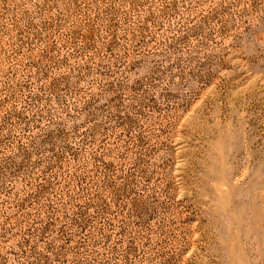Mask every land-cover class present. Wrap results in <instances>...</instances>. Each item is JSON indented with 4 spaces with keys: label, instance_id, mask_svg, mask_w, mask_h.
Listing matches in <instances>:
<instances>
[{
    "label": "rangeland",
    "instance_id": "1",
    "mask_svg": "<svg viewBox=\"0 0 264 264\" xmlns=\"http://www.w3.org/2000/svg\"><path fill=\"white\" fill-rule=\"evenodd\" d=\"M0 264H264V0H0Z\"/></svg>",
    "mask_w": 264,
    "mask_h": 264
}]
</instances>
